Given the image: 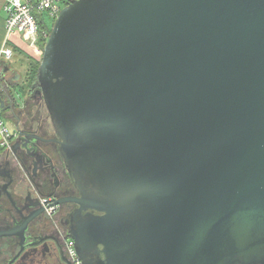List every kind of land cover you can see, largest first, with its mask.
Wrapping results in <instances>:
<instances>
[{
  "label": "water",
  "instance_id": "obj_1",
  "mask_svg": "<svg viewBox=\"0 0 264 264\" xmlns=\"http://www.w3.org/2000/svg\"><path fill=\"white\" fill-rule=\"evenodd\" d=\"M4 92L0 177L22 197L16 157L54 171L33 140L49 125L80 193L81 264H264V0H72L28 95L48 122Z\"/></svg>",
  "mask_w": 264,
  "mask_h": 264
},
{
  "label": "flooded vegetation",
  "instance_id": "obj_2",
  "mask_svg": "<svg viewBox=\"0 0 264 264\" xmlns=\"http://www.w3.org/2000/svg\"><path fill=\"white\" fill-rule=\"evenodd\" d=\"M28 95L25 98L20 96L21 98L16 99L23 103L22 109L16 105V117L29 116L35 120L47 121V115L39 96L34 94V98H29ZM26 98L28 99L26 100ZM9 102L8 99L7 104L4 102L3 105L8 106ZM30 103H33L32 107L34 106L32 114L28 111ZM1 115L6 119L11 118L15 122L13 114L1 112ZM8 121L12 134L10 148H14L13 146L16 144L14 126L9 119ZM46 126L44 130H38L33 135V140L36 143L35 148L40 153H44L41 156V162H44V158L49 154L48 157L56 166L54 171L43 176H38L33 168H25L23 171L21 157H16L15 159L29 184L22 197H17L14 194L13 185L9 184V179L0 177V229L4 233L12 235L5 239L8 252L3 254L0 247V264H74L68 256L66 244L71 242L76 252L71 231L75 230L74 220L78 215L79 208L66 200L77 198L80 193L77 183L65 171L66 168L63 165L58 146L54 142L57 138L52 128L47 124ZM5 150H0V153L6 152ZM15 150L17 156H24V151L18 146ZM0 175L7 174L0 169ZM41 199H48L46 206L41 204ZM55 200L61 201L63 204L56 205L54 204ZM29 204L35 206L28 207ZM47 207L52 208L51 214H47ZM87 213V211H82L80 216L84 218ZM79 263L81 264L80 261Z\"/></svg>",
  "mask_w": 264,
  "mask_h": 264
},
{
  "label": "built area",
  "instance_id": "obj_3",
  "mask_svg": "<svg viewBox=\"0 0 264 264\" xmlns=\"http://www.w3.org/2000/svg\"><path fill=\"white\" fill-rule=\"evenodd\" d=\"M72 0H3L5 41L0 48V77L3 63L11 61L13 57L12 46L15 44L13 36L25 42L32 50V55L40 60L42 49L40 41L46 42L49 31L41 15L45 13L49 18L56 19L59 12ZM45 44V43H44ZM0 110V148L9 150L11 146V133L2 120ZM48 199H41L42 205H47ZM47 214H51L52 208L47 207ZM69 258L74 264H80L72 243L66 244Z\"/></svg>",
  "mask_w": 264,
  "mask_h": 264
},
{
  "label": "crops",
  "instance_id": "obj_4",
  "mask_svg": "<svg viewBox=\"0 0 264 264\" xmlns=\"http://www.w3.org/2000/svg\"><path fill=\"white\" fill-rule=\"evenodd\" d=\"M2 3L3 0H0V48L2 47L5 41L4 14L2 11ZM13 41L15 43L12 46L13 57L11 61L3 63L1 79L5 81V85L0 83V92L1 90L3 91V89L6 90V92H4L2 95V98L6 104L8 101V93L9 91H11L9 82L17 81L19 75L25 73L28 70L30 63H32L33 60H37V57L32 55V50L28 47L25 42L21 41L17 35L13 36ZM27 51H31V54L27 53ZM10 95L17 97L18 99L20 97V95L14 91ZM31 105H33V103H30V105H28V111H30L29 113L32 114L34 112V106L32 107ZM21 107L22 105L19 108Z\"/></svg>",
  "mask_w": 264,
  "mask_h": 264
},
{
  "label": "trees",
  "instance_id": "obj_5",
  "mask_svg": "<svg viewBox=\"0 0 264 264\" xmlns=\"http://www.w3.org/2000/svg\"><path fill=\"white\" fill-rule=\"evenodd\" d=\"M50 30H51V27L48 29L49 33H50ZM44 43L45 42L43 40L40 41L38 43L39 48L42 49L44 46ZM39 61L40 60L38 59L35 61L33 60V62L30 63V66L24 75L20 74L17 81L9 82V85L11 88V91H9V94H12V92L14 91V92H17L22 98H25L29 94L31 88L36 82ZM0 83L5 85V81L2 80L1 77H0Z\"/></svg>",
  "mask_w": 264,
  "mask_h": 264
},
{
  "label": "rangeland",
  "instance_id": "obj_6",
  "mask_svg": "<svg viewBox=\"0 0 264 264\" xmlns=\"http://www.w3.org/2000/svg\"><path fill=\"white\" fill-rule=\"evenodd\" d=\"M2 6H3V3H2ZM2 11H3V9H2ZM3 14H4V12H3ZM4 17H5V15H4ZM41 20L44 21V23H45V25H46V27H47L48 29H49L50 27L52 28L53 23H54V21H55V19H53V18H49L45 13H43V14L41 15ZM27 53L31 54V51H27ZM24 74H25V73H22L21 75H24ZM2 120H3L4 124H5V126H6L8 129L11 130V126H10V123H9L8 119H6V118L4 117V118H2ZM10 130H9V131H10Z\"/></svg>",
  "mask_w": 264,
  "mask_h": 264
}]
</instances>
